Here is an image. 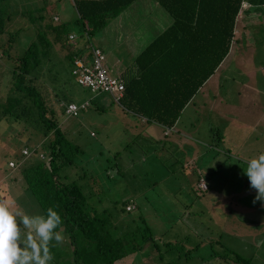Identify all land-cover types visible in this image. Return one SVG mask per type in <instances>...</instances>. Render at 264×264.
<instances>
[{
	"label": "trees",
	"instance_id": "obj_1",
	"mask_svg": "<svg viewBox=\"0 0 264 264\" xmlns=\"http://www.w3.org/2000/svg\"><path fill=\"white\" fill-rule=\"evenodd\" d=\"M134 1L136 0H69L75 17L72 24L66 21L52 23V17L56 15L53 6L46 10V13H49L46 16L48 20L42 23L43 25L40 21L45 19L43 17L45 15L37 13V11L33 15L29 13L27 20L29 23L35 24L32 29L34 33L20 54L13 56L17 61L13 68L9 67L7 70L12 85L4 97V101L2 103L0 101V122L7 120L9 123L18 125L29 123L38 127L41 130V135H38L39 145L34 143L32 148H27L22 136H14L10 133V141L23 143L24 146L20 149L19 154H14L16 159L8 161L12 162L13 167H7V170L17 173V176L11 177L9 180L12 181L11 187L19 184L16 183V180H20L25 187L21 189L15 199L10 196L9 190L5 191L3 197L11 210L19 212L21 215H46L47 209L51 207L61 216L62 235L65 237V242L51 248L54 256L51 264H116L124 258L128 260L130 255L141 251L146 252L147 249L153 252H149L154 258L152 264H189L187 261L190 259L191 253L197 252L199 243L202 242L199 239L198 243H193L187 237H183L178 245L169 240L155 239L146 221L135 213L138 212L139 205H135V208L130 212L125 210L128 204L136 201L137 196H132L134 194L127 193L125 189L117 194L112 192L110 195L101 190H95L99 177L82 166L78 168L81 173L77 177L71 178L70 172L80 165L78 157H76L79 150L64 137L58 127V122L54 119L53 110L45 105L41 94L32 83L39 74L41 64L46 63V59V76L54 75L53 80L55 78L56 66L47 57L50 42L44 29L52 33L51 41L63 49L66 47L67 34L75 33V40H72V44H76L77 39L82 38L84 34H87L88 37V34L100 32L110 18L122 12ZM155 1L160 4L171 22L163 35L157 39L158 42L153 40L149 47L135 59V75L125 78L123 77L125 75L111 74L110 68L106 64V58L103 64L108 74L118 77L123 85V90L117 101L113 97H109L112 103L121 108L125 118L133 119L134 116H140L145 119L146 125L156 123L162 130H169L167 134L164 133L160 138L153 140L144 137L142 132L146 128L139 127L135 123L137 125L135 132H137L135 135V132H132L131 139L135 138L140 149L139 151L135 150V155L128 154V156L119 159V165L127 169L134 162L142 161L151 164L157 158L162 161L163 154L160 152L162 147L158 143L164 141L168 144L166 148L170 150V162H168L170 170L175 168L176 172L181 171L184 176L181 185L176 183L171 186V188L173 186L175 188L185 187L184 196L177 193V197H174L175 201L182 202L183 206L190 210L188 205L191 206V202H188L187 198L190 196L186 194L187 191L190 189L195 195H198V193L210 190L212 187L209 185V181L218 170L217 167L216 169L214 167L216 164L218 165L219 160L215 164L216 160L210 159L208 151L211 147L206 145L207 143L199 142V138L196 140L193 137V139L188 134L182 137L178 131L170 130L175 125L178 114L189 102H192L191 106H193L191 113L187 114L189 115V124L192 120L191 116L195 115L198 102L192 97L225 56L228 41L232 36L233 17L238 11L241 0ZM258 1L256 4H264V0ZM5 2L6 0H0V34H3L4 24L9 21L4 15L6 14V10L4 13L3 9ZM218 14L219 16L216 17ZM73 27L76 30L72 29ZM16 34L17 30L7 34V41L5 40L2 49L4 55H7L8 50L11 49ZM166 34H168V41H165V47L159 46ZM88 43L90 42L88 41ZM155 43L156 45L158 43L159 49L154 47ZM197 54L202 56L197 59ZM80 55L81 52L77 51L75 56ZM7 58L11 59L10 56ZM67 59L71 64L70 55ZM198 67H201L202 70L206 67V70L199 72ZM69 76L78 85L76 75H71L69 72ZM149 88H153V90L150 91ZM87 90L89 91V89ZM89 92L94 93L93 91ZM82 104L83 102L76 106ZM84 104L78 109L77 115L90 105L88 101H85ZM96 106L100 109L104 108L100 103ZM2 140L0 138V142ZM192 146L196 148L195 153H192ZM24 150L28 152L27 156L22 153ZM204 150L207 151L203 153ZM230 150V147H227L226 151L222 150L223 156L232 157L228 169L236 170L235 173L245 170L247 161L242 160L244 159L242 156L246 155L237 154L238 152L235 150L234 154ZM114 152L118 157L121 156L120 151ZM114 166L119 175L121 169L116 164ZM172 166L173 168H171ZM191 177L195 180V184L189 182ZM129 180L130 177L127 181L129 182ZM184 180H187L188 183ZM200 180L205 182V189L199 187ZM131 184L133 185L132 181ZM120 199L123 200L120 201L121 206L119 205L117 209L116 206ZM0 200L3 199L0 198ZM31 203L37 204L38 213L36 211L30 214L26 211ZM195 205L197 208L193 213L198 215V204ZM234 210L237 211L235 205ZM247 211L245 210V213L249 216L255 214L253 211ZM133 214L136 215L135 220L133 217L131 218ZM258 227L261 225L259 224ZM213 242L219 248L218 241ZM184 243L189 244L190 247L186 248ZM219 253L221 252L219 251ZM213 254V251L209 252L206 259L197 257V262H206L211 259ZM217 255H215L217 258L214 256L212 260L222 259L224 256ZM233 255L235 262L249 264L248 258H244L241 254L235 252Z\"/></svg>",
	"mask_w": 264,
	"mask_h": 264
},
{
	"label": "rangeland",
	"instance_id": "obj_2",
	"mask_svg": "<svg viewBox=\"0 0 264 264\" xmlns=\"http://www.w3.org/2000/svg\"><path fill=\"white\" fill-rule=\"evenodd\" d=\"M4 4V13L6 10L4 15L9 21L4 24L3 34H0L1 103L12 85L7 70L9 67L13 68L17 62L13 56L20 54L34 33L32 29L35 24L29 23L27 15L29 13L33 15L37 11V13L45 15L43 16L45 19L40 21L41 24L45 23L48 20L46 16L49 14L46 13V10L53 6V10H56L54 16L57 19L52 18V23L66 21L72 24L75 18L69 0H6ZM153 10L157 12L158 8ZM156 22L159 23V20ZM256 22L257 27L264 28L262 26L264 20L258 18ZM72 29L76 30L75 27ZM16 30L14 43L8 50V54L4 55L2 49L7 34ZM44 30L47 33V38L50 39L52 33L49 30ZM251 35L253 38V34ZM255 37L257 39L255 46L246 37L244 39L240 37L238 40L240 44L236 47L240 48L242 45L243 48H246L245 59L250 61L249 63L257 64L260 62L264 64V40L260 43V40L264 39V32H260V37L255 34ZM98 39L99 34L94 35L91 42H97ZM115 48L111 47V50L113 51ZM236 52L239 59L240 53L243 52L240 50H236ZM47 54L49 61L56 66L54 80V75L46 76V59V63L41 64L39 74L32 83L41 94L45 105L53 110L54 119L58 122V127L64 137L69 143L77 146L79 150L76 157H78L80 165L70 172L71 178H75L81 173L78 168L82 166L85 170L99 177L96 189L95 187L93 189L101 190L109 195L112 192L117 194L125 189L127 193L134 194L132 196H137L136 201L131 203L133 208L128 212L132 211L135 205H139L138 212L135 213L146 221L155 239L169 240L178 245H180L183 237H187L193 243H198L200 239L202 242L199 243L197 252L191 253V257L187 261L189 264H240L233 259L235 252L244 258H248L249 264H264V221H262L264 218V201L263 204L257 202V205L253 207L257 212L252 216H249L245 211L234 210L236 199L240 204L235 208L249 207L247 205L250 201L244 194H251L249 196L255 199L256 191L250 187L244 169L237 173L234 169L233 171L228 169L232 157L223 156L222 151H226L227 147H230V151L234 152L233 148L236 146L237 152L248 155V157H254L256 151L253 152L247 146L254 147L253 144L258 146L264 144V139H262V131L264 130V78L261 77V84L257 85L259 94L248 98L242 93H232V87L237 85L228 83L229 79L221 75L219 80H224V82L219 83L218 92L214 94V98L211 97L213 93L210 91H207V95L205 94L204 97L200 95V92L197 95L200 97H195L196 102H202L196 104L197 111L195 115L191 116L190 124L187 114L191 113L192 102L184 113L178 114V121L175 125L179 130V135L184 137L188 134L189 137H195L196 140L199 138V142L207 143L206 145L211 147L208 151L210 159L216 160L215 164L219 160L218 165L211 166L214 169L217 167L218 170L212 175V180L209 181V185L212 187L210 190L198 193V195H195L190 189L186 190V194L190 196L187 198L188 202H191V206L188 205L190 211L183 206L182 202L178 203L174 198L177 197V193L184 196L185 187L175 188L173 186L174 189L171 188L176 183L181 185L184 176L181 171L176 172L175 168L170 170L168 164L170 162V150L166 148L168 144L164 141L158 143L162 147V151H160L163 154L162 161L157 158L151 164L142 161L134 162L127 169L123 168L119 165V159L128 156V154L135 155V150L139 151L140 145L136 144L135 138L131 139L132 132L125 129L122 118L126 123L128 121L122 116L121 108L112 103L107 94L92 93L76 85L69 76L70 66L69 62L65 60V53L57 44L53 45ZM7 56H10L11 59L8 60ZM104 56L107 64L111 65L109 66L111 74H114L117 68H122L124 61L121 60L122 62L119 63L116 53H109ZM225 66L226 63L224 68ZM233 75L238 76L237 74ZM206 86V90H208V84ZM242 86L244 85L242 84ZM85 101L90 103L89 107L76 117L64 114V107L68 103L77 105ZM99 103L104 108H98L96 104ZM260 113L263 114V117ZM13 124L7 120L0 122V138L3 139L0 142V198L3 200L0 201H4L5 191L9 190L10 196L15 199L21 189L25 187L20 180H16V183L19 184L11 187L12 181L9 180V178L17 176V173L7 170V162L9 159H16L14 154H19L20 149L24 146L23 143L10 141V133L14 136H22L24 143L28 146L27 148H32L34 143L39 145L40 138L38 139V135H41V130L32 124ZM148 127L151 125H146L145 128ZM155 130L158 131V129ZM142 135L146 136L147 134L142 132ZM160 136L153 138L157 139ZM125 143L128 144L125 145ZM114 151H120L121 156L118 157ZM205 151L207 150H204L203 153ZM16 156L18 157V155ZM114 164L121 169L119 175L116 173ZM170 171L173 172L170 173ZM200 171L203 172L202 169ZM129 177L130 183L127 181ZM190 180L189 182L195 184L193 177ZM184 181L188 183L187 180ZM237 188L238 190H235ZM122 195L124 194L122 193ZM189 199H192L193 202ZM122 200H118L117 209L119 205L121 206L120 201ZM195 204H198V215L193 213L197 208ZM26 211L32 214L36 211L38 213L39 209L37 204L31 203ZM132 217L135 220L136 215L133 214ZM259 224L261 227H258ZM213 241H218L219 248ZM184 244L186 248L190 247L189 244ZM211 251L214 254L210 260L197 262V257L206 259L208 258L206 255ZM149 252L153 253L147 249L146 252L141 251L130 255L128 260L124 258L116 264H152L154 258ZM217 254L224 255L222 259H217L218 263L217 260H212ZM217 256L215 257L217 258Z\"/></svg>",
	"mask_w": 264,
	"mask_h": 264
},
{
	"label": "crops",
	"instance_id": "obj_3",
	"mask_svg": "<svg viewBox=\"0 0 264 264\" xmlns=\"http://www.w3.org/2000/svg\"><path fill=\"white\" fill-rule=\"evenodd\" d=\"M241 1L246 2L247 6L245 8L239 6L238 11L235 13L233 17L232 36L228 41V48L227 51L225 52L226 54L214 67L209 77L197 89L196 93L192 97L195 101H196L195 97L198 95L199 92L201 93L200 95L203 97L205 96L207 91L213 93L214 96V94L218 92V88L220 85L219 83L224 82V80L222 81L219 80L221 75L229 79L228 83H231L232 85H237L232 87L231 89L232 93H236V94L242 93L246 95L248 98L255 97L259 94V88L257 85L261 84L260 79L264 78V64L260 62H258L257 64H255L254 62L249 63L250 61L245 59L247 53L246 48H243L242 45H240V48H237L236 46L240 44L238 42L240 37L241 39L242 38L244 39V37H246L248 41L253 46H255V44L257 43L255 34H257V36L260 37V32L261 31L264 32V28L260 29L259 27L256 26L257 25L256 21L258 18L264 20V4H256L259 2L258 0H241ZM158 6L161 8L160 4L155 0H136L131 4H129L126 8H124L122 12H119L118 14L110 18L100 32L88 34V37L86 36L87 34L86 35L84 34L82 38L77 39L76 44H72V41L68 42V35L75 34L73 32H70L69 34H67L65 40L66 47L63 48V51L65 53V60L68 61L67 57L70 55L73 61L74 60L73 56L76 55L77 51L81 52V54L87 55L88 49L86 48V46H88V44H91L92 46L99 48L103 52V54L116 53L119 63L122 62L121 60L124 61L122 62L123 63L122 68H117L114 74L118 73L121 74L122 76L125 75L123 76L125 78L127 77L129 78L130 76L135 75V64H136L135 59L138 57L139 54H141L149 47V45L153 40L154 42H156L157 39L163 35L164 31L171 22V19H169L166 12L162 8L160 9ZM154 8H158V11L154 12L153 10ZM217 16H219V14L216 15V17ZM156 20H159V23L157 22L155 23ZM262 26L264 27V25ZM98 34H99V39L97 40V42L92 43L91 42L92 36ZM251 34H253V38ZM48 40L50 42V46L48 47L47 52L53 45H55V43L51 41V38ZM73 40H75V38ZM162 40L163 43L161 44ZM162 40L160 41L159 46L161 45L162 47H165V41H168V34H166V36L163 37ZM263 40L264 39H261L260 43ZM88 41L90 43L87 44ZM196 41H197V35H196ZM111 47H116V48L112 51ZM154 47L159 49L158 43L157 45L155 43ZM236 50H240V52H243L242 54L240 53L239 59L238 56H236L238 54ZM200 56L202 55L197 54L196 56L197 59ZM225 63L226 66L224 68ZM246 64L247 66H245ZM69 66H70L69 67V72H70L71 70L70 62H69ZM107 66H111V65L107 64ZM206 67L203 68V70L201 67H198V69L200 70L199 72L206 70ZM233 74H237L238 76H235ZM206 84H208V90H206L207 89V86L205 87ZM242 84L245 87L244 86L241 87ZM149 89L150 91L153 90V88H149ZM188 105L182 109L181 111L182 113H184L187 110ZM122 116H124V114H122ZM261 116L263 117V114H261ZM134 118H136L137 120L135 121V119L126 118L128 123H126V121L122 118V122L123 124H125L124 126L125 129H128L131 132H135V126L137 125L139 127H146V122L144 118L140 116H134ZM177 121L178 120H176V122ZM135 123L137 125H135ZM155 129H158V131H156ZM168 130L169 129L162 130L159 124L154 123L151 124V127H148L144 131L148 135L144 137L154 139L153 138L154 136H160V135L162 136L164 135L165 131L168 132ZM170 131L179 132V130H177L176 128V125H174ZM152 133H154V136H152ZM262 139H264V130L262 131ZM263 145L260 144L258 146L253 144L255 148L247 146L251 150H253V152L256 151V155L254 157H247L243 155L242 157H244V159L242 160L248 162L250 159L258 157L257 155L264 153ZM234 150L236 151V146L234 147ZM195 152H196V148L192 146V153ZM237 154H242V153L238 152ZM246 195H247L246 197L250 201L249 205H247L249 206L248 209L250 211L257 212V210L253 209V207L257 205L258 201L260 204H263V201L257 200L255 203H253L254 198L249 196L251 194L246 193Z\"/></svg>",
	"mask_w": 264,
	"mask_h": 264
},
{
	"label": "clouds",
	"instance_id": "obj_4",
	"mask_svg": "<svg viewBox=\"0 0 264 264\" xmlns=\"http://www.w3.org/2000/svg\"><path fill=\"white\" fill-rule=\"evenodd\" d=\"M86 48L88 54L80 56L88 60L90 51L89 47ZM75 57L74 55L73 58ZM73 63L74 60L71 63V75ZM244 173L250 182V187L256 191L253 203L257 200L264 201V153L250 159ZM239 204L236 199L235 206ZM248 208L236 207L237 211H247ZM62 223L61 216L51 207L47 209L46 215H21L19 212H13L6 201H0V264H51L54 259L51 248L65 242Z\"/></svg>",
	"mask_w": 264,
	"mask_h": 264
},
{
	"label": "built area",
	"instance_id": "obj_5",
	"mask_svg": "<svg viewBox=\"0 0 264 264\" xmlns=\"http://www.w3.org/2000/svg\"><path fill=\"white\" fill-rule=\"evenodd\" d=\"M247 3L242 1L241 7L245 8ZM54 20L57 19L56 16L52 17ZM74 39V35H68V42H71ZM90 57L89 60L83 56L75 57L72 69V75H76V82L79 86L85 89H89V91H93L95 93L105 92L110 97H113L115 101H117L118 96L121 95L123 90V85L118 77L112 76L108 74L104 61L105 57L99 49L91 47L89 44ZM85 104L81 106H76L74 104H68L65 106L64 114L66 116L75 117L78 113V109H80ZM25 156L28 155V152L24 150L22 152ZM41 156V155H40ZM7 167L12 168V162L7 163ZM199 187L201 189H205V182L200 180ZM133 206L127 205L125 210L128 211Z\"/></svg>",
	"mask_w": 264,
	"mask_h": 264
}]
</instances>
